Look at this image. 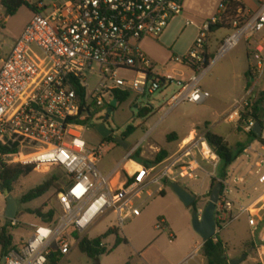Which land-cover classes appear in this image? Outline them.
Returning a JSON list of instances; mask_svg holds the SVG:
<instances>
[{
	"label": "built area",
	"instance_id": "built-area-1",
	"mask_svg": "<svg viewBox=\"0 0 264 264\" xmlns=\"http://www.w3.org/2000/svg\"><path fill=\"white\" fill-rule=\"evenodd\" d=\"M185 1L69 0L50 9L40 8L33 12L31 22L6 57L0 59V136L4 143L17 137L29 142L25 146L43 150L20 164L34 165L39 172L58 167L66 177V185L58 194L56 219H43L18 250L2 258L5 264H49L55 252L65 257L111 213L123 230L127 222L141 214L147 203L141 199L150 187L162 193L166 184L196 178L197 172L203 171V162L217 168L220 158L208 141L206 128L192 135L187 143L179 144L175 154L160 164H141L130 171L127 164L133 160L128 155L107 174L99 170L104 145L91 149L86 140L90 129L106 123L104 114L112 109L113 101L118 107L142 96L166 93L177 85L178 90L163 108L164 118L183 104L203 105L211 98L202 90L204 77L242 39L250 46L257 43L251 53L257 66L252 69L254 75L264 72V36L257 39L264 32V5L256 13L239 9L235 15L222 3L217 16L200 30L201 37L191 54L170 61L188 71L190 77L176 80L160 74L140 44L145 39H159L170 21L184 12ZM7 19H0V33ZM216 27L230 35L210 59V39ZM34 47L46 57L48 66L41 67L32 59ZM122 72L135 78L122 77ZM250 96L251 92L227 116L228 121H240ZM256 123L250 120L245 132L254 131ZM251 151L253 147L249 146L244 154L249 157ZM263 164L264 161L257 175ZM259 183L264 184V174ZM222 184L216 214L218 229L224 230L244 215L256 228V207L230 198L232 181ZM11 223L15 226L14 221ZM2 226L0 222V229ZM174 239L171 236V243Z\"/></svg>",
	"mask_w": 264,
	"mask_h": 264
},
{
	"label": "rangeland",
	"instance_id": "rangeland-1",
	"mask_svg": "<svg viewBox=\"0 0 264 264\" xmlns=\"http://www.w3.org/2000/svg\"><path fill=\"white\" fill-rule=\"evenodd\" d=\"M2 1L0 0V19L3 21L6 18V13L1 4ZM30 1L33 4L42 3L44 8L50 9L54 6L65 4L69 0ZM223 1L186 0L184 12L170 21L159 39H145L141 42V50L157 65L160 74L176 80L190 77L188 71L175 64H171L170 61L174 58L184 59L191 54L195 44L201 37L200 30L207 21L217 16ZM32 18L33 12L29 8L23 7L15 16L8 18L7 22L3 24V30L0 33V59L6 57L16 41L20 39ZM229 35L230 32L224 29L215 32L210 39V47L213 51H218L223 40ZM263 36L264 32L260 33L257 39ZM255 44V46H250L246 39H242L237 47L228 52L213 66L202 81V90L211 95V98L203 105L183 104L175 108L164 118L163 108L178 90L177 85H172L166 93H156L154 96H142L138 100L133 99L119 105L111 114L110 119L106 121L107 127L113 131L114 136L112 138L107 140L101 138L95 129H90L86 133L89 148H99L101 145L105 147L104 156L99 164V170L104 174L109 173L128 155H131V158H135L140 164L143 161L154 160L162 149L167 150L170 156H172L177 151L179 144L192 135H189L181 142L173 141V144L167 139L169 135L177 133L183 137L192 129L199 133L204 128L210 127L211 124L215 123L217 125H215L214 133L224 136L232 147L236 148L239 143L247 141V136L240 131L239 121L235 120L231 122L229 120L226 123L225 119L246 98V73L250 68L257 66L254 54L248 58V55L255 50L257 43ZM30 55L39 66L46 67L49 65L46 57L37 48L34 47ZM121 76L135 78V75L126 72H122ZM256 77L257 75H255ZM250 99L251 96L247 101ZM136 105H139L140 108L135 109ZM147 107L152 111V114L144 118L141 116V113ZM106 116L107 114L105 113L104 117ZM262 121L264 123V113ZM130 127H133L135 132L127 136L126 134ZM262 136H264V130ZM118 137L125 139L126 143L130 145L129 149L126 150L115 142V139ZM0 143H4L2 136H0ZM42 151V149L33 146H23L16 156L1 157L0 163L17 164L21 160L32 158ZM138 154L139 158L137 159ZM250 161V159L246 158L243 163L245 166H248V170H252V164H254ZM221 169V162L217 168L203 162V171H198L196 178H188L177 183L197 197L198 203L196 207L197 211L200 212V216H202L210 202L209 195L213 183L212 180L219 177ZM41 170V172L35 170L30 176L21 178L14 186L12 194L19 203V213L17 219L14 221L15 228L13 230L17 241L27 240L31 232H34L36 227L42 224V219L30 214L29 211H36L41 208L44 209L45 214L49 213L52 209L59 211L56 190H52L46 196L32 203H20L25 194L55 175L63 179L60 186L64 187L66 185L65 172L61 168L51 167L42 168ZM261 174H264V165L261 167ZM260 175H257L254 170L252 182L258 180ZM234 178L231 174L226 176V180L232 181L233 188L238 187ZM173 185L175 184H166L164 196L155 187H150L141 199V201L147 200L146 205L141 210V214L134 220L127 222L123 230L119 229L117 225L116 215L111 213L87 234V238L93 240L105 235L110 229L116 227L120 238L126 239L128 244L122 243L115 248L117 236H109L104 240V245L108 250L114 249L112 253L98 258H89L77 246L57 264H125L133 254L130 244L140 247L147 242H156L158 238L161 239L159 244L162 251H166L167 253L184 244H189V246L195 248L196 242L199 244L203 242L193 225V211L195 207H187L172 189ZM263 190L264 185H259L258 191L254 192V198H248L244 202L254 204L256 197ZM228 193L230 198L237 203L242 202L238 198H234L232 192ZM6 206V198L0 192L1 224L8 223V220L5 218ZM254 213L257 215L256 211ZM162 220L172 225L175 234L174 244L170 243V232L168 230L166 232L163 231L166 229V226L161 224ZM255 220L256 224H258L256 216ZM157 226H160L163 230H157ZM257 230L258 227L256 230L251 228L248 216L246 215L231 223L224 230L218 229V234L225 243L226 256L229 261L240 259L243 255L258 256L255 243L259 241L260 233ZM157 255L156 260H154L159 264H164L163 254ZM248 258L243 264L254 263L253 260L252 262H248ZM196 259V257L190 259L186 264H195ZM0 260H2L1 251Z\"/></svg>",
	"mask_w": 264,
	"mask_h": 264
},
{
	"label": "trees",
	"instance_id": "trees-1",
	"mask_svg": "<svg viewBox=\"0 0 264 264\" xmlns=\"http://www.w3.org/2000/svg\"><path fill=\"white\" fill-rule=\"evenodd\" d=\"M223 3L226 5L228 12H230L231 14L236 15L239 9H244V6L237 0H224ZM1 4L5 10L7 18L15 16L23 7L29 8L32 12H36L38 10L37 7L35 5H32L28 0H3ZM219 29L220 27H216L213 29V32H217ZM250 57L251 54L248 55V58ZM209 58L213 59L214 55H209ZM246 79V92H248L254 85L253 80L255 79V75L253 73L252 68H250L249 71L246 73ZM256 94L257 95L255 98L252 94L251 99L249 100V106L242 111L241 119L239 121L240 131L247 136V141L239 143L237 147L234 148L224 137L216 135L212 132H208L207 134L209 143L215 150L217 156L220 158V162L222 163V169L219 174V177H216L212 180L213 183L209 196H211L213 188L219 181L223 183L226 180V176L228 175V169L244 154L245 150L252 143L258 142L264 145V136L257 137L254 131L246 133L244 130L250 120H254L259 123L264 130V123L262 121L264 113V92L260 91ZM151 114L152 111L146 108L142 111L141 116L146 118ZM134 132L135 129L133 127H130L128 128L126 135H131ZM175 138L176 134H171L168 136L167 139L169 142H173L175 141ZM28 144V141L17 137L13 138L11 141H7L6 143H0V158L16 156L19 153L20 148ZM169 157L170 153L167 150L162 149L154 160L143 161L142 164L150 167L164 162ZM138 158L139 154L137 155V159ZM132 160L137 161L135 158H132ZM35 170L36 168L34 165H22L20 163L9 165L4 162H1L0 185H2L4 189H8L11 193H13L14 186L19 182V180L21 178L30 176L32 173L35 172ZM62 180V177L56 175L47 179L38 187L32 189L27 194H25L22 197L20 203H32L33 201L46 196L52 190H56V194L58 195L62 191V186H60ZM164 195L165 192H162V196ZM197 203L198 201L193 205V207H195V211H197ZM29 213L32 215H36L41 219H44L45 222H53L58 215V210L52 209L49 213L45 214L44 209L41 208L36 211H29ZM14 228L15 227L14 225H12V223H4L2 228L0 229V251L2 253V258L11 250H18L21 247L22 242L17 241L16 236L13 233ZM113 235L117 236V243L115 248L122 243L128 244V241L126 239L120 238L118 230L110 229L105 235L99 238L93 240L88 238L82 239L79 244V249L89 258H98L110 254L113 252L114 249L108 250L107 247L104 245V240H106L109 236ZM201 254L207 260V264H230V261L228 259L223 258V256L227 254V250L225 247V243L219 234H217L215 238L203 244ZM62 258H64V255L55 252L50 257L49 264H57ZM127 264H131V262H128Z\"/></svg>",
	"mask_w": 264,
	"mask_h": 264
},
{
	"label": "crops",
	"instance_id": "crops-1",
	"mask_svg": "<svg viewBox=\"0 0 264 264\" xmlns=\"http://www.w3.org/2000/svg\"><path fill=\"white\" fill-rule=\"evenodd\" d=\"M28 1L32 5H35L37 7V9L44 8L42 3L33 4L30 0H28ZM237 1L244 6V10L247 13H256L261 8V6L264 5V0H237ZM216 51L215 50L213 51V49L211 47H209L210 54L215 56L217 53ZM253 81H254L253 87L248 92H246V90H245V92H246V96L249 92H251L253 94V97L255 98L257 95L256 94L257 92H260V91L264 92V72H262L260 75H257V77ZM225 122L226 123L229 122L227 120V118L225 119ZM215 125H217V124L216 123L211 124L210 127H206V129L209 132L214 133ZM195 133H196L195 130L192 129L188 134H186L183 137L178 135L177 133H172V134H176L175 141L181 142L184 139H186L189 135H193ZM216 135H218V134H216ZM219 136H221V135H219ZM222 137H224V136H222ZM190 139H191V137H189L187 140H185L186 141L185 143H187ZM250 146L253 147V151H251L249 153V157H247L246 154H243L228 169V174H231V176L233 178L235 177L234 178L235 183L237 184L238 187H235L234 190H232L231 192L234 194V198H238L239 200L242 201V202H238V203L245 205V206H251L252 205V207H256V209H253V211L257 212V215H256V219H257V223H258L257 224V227H258L257 231L260 233L259 241H257L255 243V247L257 248V251H258V256L257 255L254 257L248 256L249 257L248 262H252V260H253V262H254L253 264H264V190L261 192V194L259 196L256 197L254 204H247L244 202V200H246L248 198H252V197L254 198V192L258 191V186L264 185V184L259 183V179L252 182L254 170L257 171V169H259V166L261 165V162L264 161V149H262V145L259 144L258 142L252 143ZM260 155H261V157H260ZM125 157H124V159H125ZM246 158L250 159L251 163L252 162L254 163V164H252V170L251 169L248 170V166H245L243 164ZM120 163L121 162H119L117 165H119ZM140 165L141 164L139 162L133 160L132 162H129L127 164V168L130 171H135L136 170L135 168H138V166H140ZM252 173H253V175H252ZM42 220H41V222H42ZM163 221L165 222L164 225L166 226V229H164V230L161 229V230H163L164 232H166L168 230L170 232V237L174 236L175 234H174V230H173L172 225H170L165 220H163ZM100 222L101 221H99L97 224H99ZM257 227L253 228V229L256 230ZM156 229L161 231L158 228V226ZM32 234H33V232H31V234L29 235V237L27 239H29ZM160 240L161 239L158 238L156 242L155 241L147 242L146 244H144L143 246H140V247H137V246L130 244L131 249L133 251V254L127 260V262L125 264H127L128 262H131V264H159L155 260L158 256L157 254H160V253L163 254V259L165 260L164 264H186L190 259H194L195 257L197 258L195 264H207V260L201 254L203 242H201L200 244L198 242H196L195 248H193L192 246H189V244L180 245L179 247H177V248L173 249L172 251H170L169 253H167L166 251H162L161 246L159 244ZM20 241L24 242L26 240H20ZM171 244H174V242H172Z\"/></svg>",
	"mask_w": 264,
	"mask_h": 264
},
{
	"label": "water",
	"instance_id": "water-1",
	"mask_svg": "<svg viewBox=\"0 0 264 264\" xmlns=\"http://www.w3.org/2000/svg\"><path fill=\"white\" fill-rule=\"evenodd\" d=\"M117 107V101L112 102V109L109 110L106 121L110 119L111 114L114 112V108ZM135 109H139V106H135ZM95 131L99 134V136L103 139H109L113 133L106 123H101L96 126ZM254 133L257 137H262L263 128L259 123H256L254 128ZM115 142L123 147L124 149H129L130 145L126 143L124 138L118 137L115 139ZM172 189L177 194V196L181 199V201L187 206L192 207L197 202V197L191 194L189 191L184 189L182 186L175 184L172 186ZM223 191V184L219 181L212 190L210 196V202L208 203L206 209L204 210L202 216H200L199 211H193V225L196 232L201 236L203 240V244L207 243L209 240L216 237L218 234V224L216 220L217 207L220 203L221 193ZM0 192L6 198L7 206L5 210V218L8 222H13L17 219L19 213V203L15 199L14 195L8 190L4 189L2 185H0ZM224 259H227V256H223ZM248 258L247 255H243L240 259H232L230 260V264H243L244 261ZM1 264H5V260L3 259Z\"/></svg>",
	"mask_w": 264,
	"mask_h": 264
},
{
	"label": "flooded vegetation",
	"instance_id": "flooded-vegetation-1",
	"mask_svg": "<svg viewBox=\"0 0 264 264\" xmlns=\"http://www.w3.org/2000/svg\"><path fill=\"white\" fill-rule=\"evenodd\" d=\"M114 136V134L112 133V135H111V137L110 138H112Z\"/></svg>",
	"mask_w": 264,
	"mask_h": 264
}]
</instances>
